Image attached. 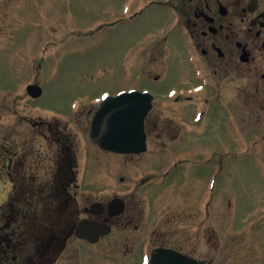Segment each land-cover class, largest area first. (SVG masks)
I'll return each mask as SVG.
<instances>
[{"label":"flooded vegetation","instance_id":"obj_1","mask_svg":"<svg viewBox=\"0 0 264 264\" xmlns=\"http://www.w3.org/2000/svg\"><path fill=\"white\" fill-rule=\"evenodd\" d=\"M138 5L128 21L160 23L138 39L135 57L157 92L106 94L150 97L144 150L116 154L91 143L105 91L86 112L80 103L51 119L27 109L43 96L27 91L39 82L0 96V264H148L161 250L199 264H264V0ZM170 69L180 84L162 88ZM17 96L25 97L20 111ZM77 134L90 142L81 175ZM245 156L255 174L241 220L249 227L222 236L217 227L234 200L213 196L221 168L207 177L201 170Z\"/></svg>","mask_w":264,"mask_h":264},{"label":"rangeland","instance_id":"obj_2","mask_svg":"<svg viewBox=\"0 0 264 264\" xmlns=\"http://www.w3.org/2000/svg\"><path fill=\"white\" fill-rule=\"evenodd\" d=\"M138 3L139 0H0V96L12 90L18 92L30 81L39 82L43 96L30 106L27 103V109L31 113L33 105H37L46 115L42 116L51 119L71 116L80 103L84 105L81 112H86L89 104L98 103L104 91L113 94L131 87H148L157 92L156 85L137 69L135 57L138 39L160 23L146 17L128 21L126 11L131 15L138 10ZM159 84L167 89L180 84V79L170 69ZM24 99L16 97L15 101L20 102L17 111L22 110ZM36 116L32 113V117ZM75 137L81 175L82 154L87 149L84 146H90V142L86 135ZM247 159L248 156L238 157L223 163L217 159L201 170L207 177L211 170L221 168L213 196L219 200L227 192L234 200L232 215L219 221L217 229L222 236L224 229L233 232L236 224L242 231L249 227L241 225L242 218L248 217L252 193L248 181L255 175ZM90 175L89 171L85 174ZM86 187L88 184L82 185L80 191H87ZM262 202L255 205L262 206ZM227 242L222 241L225 246ZM230 249L225 256L230 255Z\"/></svg>","mask_w":264,"mask_h":264},{"label":"water","instance_id":"obj_3","mask_svg":"<svg viewBox=\"0 0 264 264\" xmlns=\"http://www.w3.org/2000/svg\"><path fill=\"white\" fill-rule=\"evenodd\" d=\"M38 97L41 89L31 85L27 89ZM150 108V97L132 92L107 97L96 112L90 134L93 143L116 153L144 150L143 119ZM149 264H197L166 251L157 252Z\"/></svg>","mask_w":264,"mask_h":264}]
</instances>
